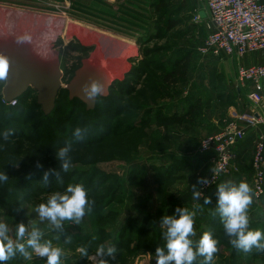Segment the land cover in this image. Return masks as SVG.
Segmentation results:
<instances>
[{
	"label": "rangeland",
	"instance_id": "374dc122",
	"mask_svg": "<svg viewBox=\"0 0 264 264\" xmlns=\"http://www.w3.org/2000/svg\"><path fill=\"white\" fill-rule=\"evenodd\" d=\"M123 1L0 0V30L12 26L30 32L41 55L59 53L64 87L83 61L113 78L108 96L98 97L88 115L81 102L72 104L65 88L59 91L49 120L42 117L37 94H23L19 109L0 107V173L7 176L0 181V222L8 225L13 239L20 223L28 231L38 227L42 240L63 249L61 264H100L101 260L157 264L156 249L166 243L163 217L178 215L177 208L187 209L194 218L193 242L205 231L218 241L212 264H264V251L237 250L222 224H206V215H219L217 198L212 201L209 195L206 203L200 197L212 169L211 156L201 152L202 142L220 132L231 113L241 112L239 108L247 103L244 91L236 93L238 60L204 56L199 51L210 23L195 22L197 9H190L187 0L156 1L165 4L157 16H150L159 18L160 31L151 32L152 41L147 44L141 42L147 35L135 42L144 30L130 29L132 20L121 13L128 10L118 8ZM139 8L133 9L132 15L138 18L134 23L147 17L148 8ZM168 22L176 26L168 29ZM139 60L151 62L146 76L140 77ZM5 84V79L0 80V94ZM197 106L194 117H184L181 124L156 121L157 115L172 119L174 113L183 116ZM44 130L45 139L38 143L36 136ZM64 147L71 161L67 172L58 158ZM30 172L44 174L27 176ZM69 184L83 185L91 211L79 223L64 221L60 227L42 221L37 206L50 194L65 192ZM124 220L133 221L126 233L119 226ZM144 223L146 229H142ZM248 227L264 231V207L255 222L249 219ZM152 236L156 238L151 241ZM102 244L116 245L114 258L96 254ZM80 248L87 249V255ZM46 260L34 253L30 258L17 253L5 264H46ZM202 260L198 257L193 264Z\"/></svg>",
	"mask_w": 264,
	"mask_h": 264
},
{
	"label": "clouds",
	"instance_id": "9594fccd",
	"mask_svg": "<svg viewBox=\"0 0 264 264\" xmlns=\"http://www.w3.org/2000/svg\"><path fill=\"white\" fill-rule=\"evenodd\" d=\"M8 63L0 58V80L7 77ZM89 98L99 96L103 85L94 81L84 89ZM7 135V133H3ZM79 136V129H76ZM69 149L61 148L58 158L62 161L61 167L67 172L71 161L67 157ZM219 171V170H217ZM7 179L6 174L0 173V181ZM47 180V173H45ZM252 189L246 181L238 183H220L217 189V211L219 212L223 228L230 244L237 250L249 252L253 248L264 251V231L249 229L248 206L252 203ZM194 196H199L194 192ZM208 202L207 200L205 201ZM36 211L40 219L48 220L52 225L60 227L64 221L79 223L86 211H91V203L87 190L81 184H69L65 192H55L48 196L45 203L37 206ZM178 215L164 216L162 224L167 226L164 233L166 243L158 247L155 255L157 264H193L198 257H203L200 264H212L214 254L218 251V241L210 232H203L195 243L190 238L195 235L193 213L187 209H176ZM43 233L38 227L28 231L24 223L15 229V239L9 235V227L0 222V264H5L19 253L23 257H31L34 253L39 257H47L46 264H61L63 249L53 246L50 240H42ZM29 249L31 251H29ZM87 255V249H78ZM118 252L115 244L105 247L100 245L96 254L113 256ZM100 264H107L101 260Z\"/></svg>",
	"mask_w": 264,
	"mask_h": 264
},
{
	"label": "built area",
	"instance_id": "2783aa9c",
	"mask_svg": "<svg viewBox=\"0 0 264 264\" xmlns=\"http://www.w3.org/2000/svg\"><path fill=\"white\" fill-rule=\"evenodd\" d=\"M199 1L210 18L209 33L199 48L204 56L264 55V0ZM201 20L200 14H197L195 22ZM236 79L238 88L246 87L249 83L252 85V90L247 94L251 107L246 112L233 111L220 132L202 142L201 152L212 158L210 175L200 189L202 199L210 189L235 171L234 146L244 140L247 130L264 126V65L240 66ZM17 102V99L8 102L2 98L6 106H16ZM252 168L253 194L256 200H261L264 196V130L255 143Z\"/></svg>",
	"mask_w": 264,
	"mask_h": 264
},
{
	"label": "water",
	"instance_id": "95a60500",
	"mask_svg": "<svg viewBox=\"0 0 264 264\" xmlns=\"http://www.w3.org/2000/svg\"><path fill=\"white\" fill-rule=\"evenodd\" d=\"M204 18L205 12H200ZM34 36L15 27L6 26L0 30V58L8 63L6 84L1 97L10 102L21 97L30 88L37 93L38 105L48 116L56 107L59 91L68 90L70 100L81 101L87 111H93L98 97H107L112 83L102 72L93 70L83 61L66 87L63 86L64 74L61 71L60 54L49 53L43 56L38 52ZM94 81L103 85L99 96L89 98L84 89Z\"/></svg>",
	"mask_w": 264,
	"mask_h": 264
},
{
	"label": "trees",
	"instance_id": "16d2710c",
	"mask_svg": "<svg viewBox=\"0 0 264 264\" xmlns=\"http://www.w3.org/2000/svg\"><path fill=\"white\" fill-rule=\"evenodd\" d=\"M55 1H59V0H55ZM156 1H159V0H126V1H124L123 2V5H120V6H118V8L119 9H125V10H128V12H126V11H122L121 13H124V14H128V18L129 19H131L132 20V22H129L131 25L132 24H134V26L132 25L131 27H130V29H134V30H140V27H142L143 28V33L144 34H141L140 36L137 34L136 36H138V38L136 37V40H137V43L138 42H140L139 41V39L140 38H143V36L144 35H147V37H146V40L145 41H141V42H144L145 44H147V43H149L150 41H152L151 39V32H155V33H158V31H160V29H161V26H162V24H160V22H158V20H159V18H157V20L156 19H152L151 17H153L152 15H156V13L157 12H159L160 10L159 9H161L165 4H163V2H161V3H159V2H156ZM164 1V0H163ZM171 1V0H170ZM117 5H119V4H117ZM141 5L144 7H147L148 9L145 11L146 12V14H147V17L145 18V19H140V22H138V23H134V21H136V19H138L137 17H135L134 15H132V14H135L136 12H135V10H133V9H138L139 7H141ZM161 5H163V6H161ZM140 9V8H139ZM152 10V12L150 13L149 12V10ZM153 11H155V12H153ZM197 14H199V12H197ZM129 15H130V17H129ZM151 16V17H150ZM157 16V15H156ZM172 22V21H171ZM171 22H168L167 23V28L168 29H172V28H174V26H176V24H175V22L174 23H171ZM134 27V28H133ZM202 44V43H201ZM87 50V49H86ZM180 59H183L181 56H180ZM139 62V66H138V71L140 72V77H142V76H146V74H147V69L149 68V66L151 65V62H148V64H145L144 63V61L143 60H139L138 61ZM178 66H177V68H179V63L177 64ZM147 66V68H145ZM182 69H185V66L182 68ZM182 71V70H181ZM177 74V73H176ZM181 76H183L184 77V74L183 75H181ZM170 77V76H169ZM169 77H168V79H169ZM112 86L113 85H111V87H110V90H111V88H112ZM28 94V93H30V94H37L36 92H35V90H33V89H29L28 91H26L24 94ZM236 93H238V88L236 89ZM18 102H17V104H16V106H13V107H11V106H6V105H4L3 103H2V97H1V95H0V107L1 108H3V109H5V108H9V109H12V110H14V109H19V107L21 106V105H23L22 104V102H24V98H22V97H19L18 99ZM75 102H81V101H79V100H77V99H75L73 102H72V104L74 105V103ZM82 103V102H81ZM80 103V104H81ZM57 105V104H56ZM40 108H41V106L40 105H38ZM81 106H83L84 107V104L82 103L81 104ZM55 109H56V107H55ZM85 109H86V107H85ZM199 109V107L197 106V108H195V107H191L189 110H187L185 113H184V115L183 116H180V115H177L178 113H174V114H176V116L175 115H173L172 117V119L171 118H169L170 116H167V115H165V116H162V117H160L159 115H157L156 117V121H160V120H162V121H164V124H171V123H178V124H181L182 123V119L184 118V117H186V118H189L190 120H191V118H193L194 117V114H196V112H197V110ZM41 110H42V108H41ZM87 111V110H86ZM42 112V117H43V119L44 120H49V116L50 115H53V113L55 112V110L50 114V115H48V116H46L44 113H43V111H41ZM89 113H91V111H88L87 113L85 112V115H88ZM148 113V112H147ZM153 114V113H152ZM159 116V117H158ZM13 120H15L16 118H12ZM21 125V124H20ZM11 127V126H10ZM13 127V126H12ZM41 127H43V126H41ZM40 127V128H41ZM11 131V130H10ZM48 131V130H47ZM46 134V132H45V130H44V132H40L36 137H39V138H37V139H40V140H38V143H40V141H42V140H44L45 139V136H42V135H45ZM7 139H11V138H7ZM37 163H39V160H37ZM164 167V166H163ZM162 167V168H163ZM164 169H166V170H164ZM164 169H162V171H170V170H168L169 168H164ZM168 173H171V172H168ZM35 174H44V173H40V172H30V174L28 173V175L27 176H29V175H35ZM232 175V174H231ZM230 175V176H231ZM26 177V176H25ZM24 177V178H25ZM21 181H23V179L21 180ZM224 180H222L220 183H222ZM219 183V184H220ZM218 184V185H219ZM48 184H44V186H47ZM218 185L217 186H215L214 188H212V189H210L207 193H206V195H205V197L203 198V199H201V200H206L207 199V197L209 196V195H211V193H213V191H216L217 189H218ZM1 197L2 196H0V203H2V199H1ZM4 197V196H3ZM5 198V197H4ZM7 198H14L15 199V197L14 196H7ZM15 201H16V199H15ZM256 201H258V200H256ZM217 209V208H216ZM211 214V216L209 215V218H208V216L206 215V218H205V222H206V224H214V223H220V224H222L223 225V223H222V221H221V218H220V215H217V214H212V213H210ZM249 219L252 221V219L249 217ZM219 221V222H218ZM133 221L132 220H124L123 222L122 221H120L119 222V226L121 227V232L122 233H126L127 232V230L129 229L128 227L130 226V224L132 223ZM146 222H148V221H146ZM254 222V221H253ZM146 229V223H144V225L142 226V229ZM144 230H142V231H140V233L141 232H143ZM143 236L142 235H140V238L141 239H143L142 238ZM198 237V236H197ZM156 237H154V236H152L151 237V241L153 240V239H155ZM157 240L159 241L160 239L159 238H157ZM161 242H159V244H160ZM163 243V242H162Z\"/></svg>",
	"mask_w": 264,
	"mask_h": 264
},
{
	"label": "crops",
	"instance_id": "0c3cea01",
	"mask_svg": "<svg viewBox=\"0 0 264 264\" xmlns=\"http://www.w3.org/2000/svg\"><path fill=\"white\" fill-rule=\"evenodd\" d=\"M116 1L113 3H118ZM187 1H188V6L190 7V9L191 7L196 8L199 14L202 11L205 12V16L202 19L203 21L210 23L209 15L206 11L202 10L201 6L203 5L199 0H187ZM136 41L137 40L135 39V42ZM233 57H235L233 61L236 59L238 60V64H235L237 67L236 68L237 70L240 66L247 67V66H253V65L255 66L264 65V55H262L261 53H251V54L245 55L244 57H239L237 55H234ZM251 90H252V85L249 83L246 87L238 88V93L240 94L242 93V91H244L245 95H247L248 92ZM263 95H264V80H263ZM250 107L251 105H250V102L248 100V95H247V103L245 106L240 107L239 111L241 112L249 111ZM263 130H264V126L249 128L247 130L244 140L240 141L237 145L234 146V152L236 155L235 171L231 176H228L225 179H223L224 180L223 183H228V182L238 183L241 180H243L249 184V186L252 189V193H251L252 203L248 206V210H250V212L248 210L247 211L249 212L248 215L251 216L250 218L253 219L252 221L254 222L256 221V217L260 214L262 207H264V200H263L264 198L262 199L263 202L259 203L258 202L259 200L256 201L254 194H253V185H252L253 184L252 161H253L254 152H255V143ZM211 198H212V201H214V199L217 198V190L211 193L210 199ZM257 219H259V217ZM259 221H262V220L260 219Z\"/></svg>",
	"mask_w": 264,
	"mask_h": 264
},
{
	"label": "bare ground",
	"instance_id": "6f19581e",
	"mask_svg": "<svg viewBox=\"0 0 264 264\" xmlns=\"http://www.w3.org/2000/svg\"><path fill=\"white\" fill-rule=\"evenodd\" d=\"M40 33V32H39ZM43 41V40H42ZM44 50V49H43ZM132 56V55H131ZM104 74V73H103ZM113 78L110 76V79H109V82H108V84H110V83H112L113 81Z\"/></svg>",
	"mask_w": 264,
	"mask_h": 264
}]
</instances>
